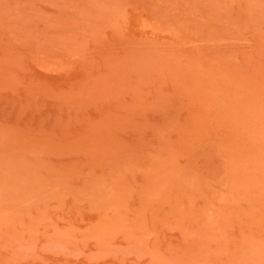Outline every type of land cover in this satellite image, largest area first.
<instances>
[{
    "label": "rangeland",
    "instance_id": "1",
    "mask_svg": "<svg viewBox=\"0 0 264 264\" xmlns=\"http://www.w3.org/2000/svg\"><path fill=\"white\" fill-rule=\"evenodd\" d=\"M0 264H264V0H0Z\"/></svg>",
    "mask_w": 264,
    "mask_h": 264
}]
</instances>
